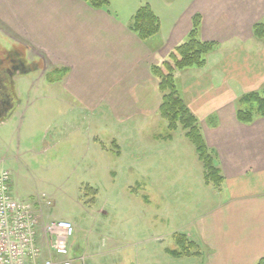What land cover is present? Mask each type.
<instances>
[{"label": "crops", "instance_id": "1", "mask_svg": "<svg viewBox=\"0 0 264 264\" xmlns=\"http://www.w3.org/2000/svg\"><path fill=\"white\" fill-rule=\"evenodd\" d=\"M143 4L160 21L159 32L145 40L129 28ZM195 13L202 17L200 39L217 45L203 67L175 76L227 192L224 201L212 200L198 218L195 240L207 251L200 264H255L264 258V117L244 124L237 121L236 109L241 95L264 92V37L253 34V25L264 22V0H109L101 9L83 0H0V29L26 45L44 77L65 69L50 86L61 84L86 113L99 107L98 121L116 129L156 117L161 93L150 67L184 40ZM110 140L121 155L122 142L133 150L139 145L125 128L112 132ZM172 140L164 145H173ZM201 170L203 175L202 165Z\"/></svg>", "mask_w": 264, "mask_h": 264}, {"label": "rangeland", "instance_id": "2", "mask_svg": "<svg viewBox=\"0 0 264 264\" xmlns=\"http://www.w3.org/2000/svg\"><path fill=\"white\" fill-rule=\"evenodd\" d=\"M43 74L19 82L24 105L0 125V170L11 171L19 198L33 201L44 192L52 198L46 214L72 222V264H200L207 251L195 240L198 218L227 192L204 183L201 163L181 129L172 132L169 147L158 112L114 129L98 121L99 107L86 113L79 100L61 84L50 86ZM124 128L139 145L133 150L122 142L119 160L110 138ZM153 134L161 137L153 140ZM158 144L164 145L160 153ZM137 156L143 160L130 161ZM174 232L195 240L202 257L169 256Z\"/></svg>", "mask_w": 264, "mask_h": 264}, {"label": "trees", "instance_id": "3", "mask_svg": "<svg viewBox=\"0 0 264 264\" xmlns=\"http://www.w3.org/2000/svg\"><path fill=\"white\" fill-rule=\"evenodd\" d=\"M95 9L107 8L109 0H83ZM201 14L195 13L191 18V28L184 40L175 45L167 56L159 63L150 67V72L157 80L158 90L161 93L158 106L159 116L166 122L167 136L170 140L172 132L181 129L185 138L192 144L198 161L202 165L203 180L207 185L219 187L224 177L219 169L217 159L208 148L197 118L191 113L182 99L175 79V72L187 68H201L205 65L206 56L216 47L214 41H203L199 37L201 26ZM129 28L141 39H148L160 30V21L150 5L143 4L133 13ZM253 34L257 38L264 37V22L253 25ZM55 73L62 79L65 69L55 68L45 74V79L50 85L56 80L51 74ZM237 121L249 124L258 117H264V92H249L241 95L237 101ZM241 106V107H240ZM115 148L117 157L120 156L118 144L110 142ZM103 147V146H102ZM173 249H166L169 256L179 259L185 257H201V252L195 241L181 232L172 234ZM255 264H264V258H260Z\"/></svg>", "mask_w": 264, "mask_h": 264}, {"label": "built area", "instance_id": "4", "mask_svg": "<svg viewBox=\"0 0 264 264\" xmlns=\"http://www.w3.org/2000/svg\"><path fill=\"white\" fill-rule=\"evenodd\" d=\"M11 171L0 170V264H72L69 220L52 219L46 210L52 198L44 192L33 201L19 198Z\"/></svg>", "mask_w": 264, "mask_h": 264}, {"label": "flooded vegetation", "instance_id": "5", "mask_svg": "<svg viewBox=\"0 0 264 264\" xmlns=\"http://www.w3.org/2000/svg\"><path fill=\"white\" fill-rule=\"evenodd\" d=\"M41 72L38 59L28 56L26 45L0 29V125L16 116L24 105L19 82Z\"/></svg>", "mask_w": 264, "mask_h": 264}]
</instances>
